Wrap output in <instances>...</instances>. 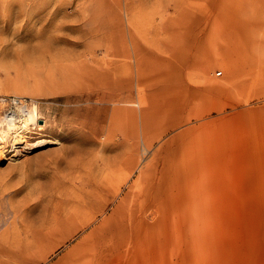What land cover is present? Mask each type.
<instances>
[{"label":"rangeland","instance_id":"rangeland-1","mask_svg":"<svg viewBox=\"0 0 264 264\" xmlns=\"http://www.w3.org/2000/svg\"><path fill=\"white\" fill-rule=\"evenodd\" d=\"M68 246L264 264V0H0V264Z\"/></svg>","mask_w":264,"mask_h":264},{"label":"bare ground","instance_id":"bare-ground-1","mask_svg":"<svg viewBox=\"0 0 264 264\" xmlns=\"http://www.w3.org/2000/svg\"><path fill=\"white\" fill-rule=\"evenodd\" d=\"M17 104V103H16ZM15 109L17 113L11 114L7 116L5 125L2 130V145L1 150L6 151L5 148L6 143H10L11 147L8 151H12V154L16 153V147L19 144L26 143L28 140V132L31 130V127L27 123V119L24 116V113L21 111V107L15 105ZM37 123V122H36ZM41 123V122H40ZM39 126V125H38ZM36 128V126H32ZM43 142H33L28 145H24V147H39L42 146Z\"/></svg>","mask_w":264,"mask_h":264},{"label":"crops","instance_id":"crops-1","mask_svg":"<svg viewBox=\"0 0 264 264\" xmlns=\"http://www.w3.org/2000/svg\"><path fill=\"white\" fill-rule=\"evenodd\" d=\"M88 260L89 259L86 258V256L83 255L82 253H79L77 249H75L72 246H68L57 252L56 255L53 258H51V260H48L41 264H94L93 262ZM5 264H18V263L7 262ZM97 264H101V263H97Z\"/></svg>","mask_w":264,"mask_h":264},{"label":"built area","instance_id":"built-area-1","mask_svg":"<svg viewBox=\"0 0 264 264\" xmlns=\"http://www.w3.org/2000/svg\"><path fill=\"white\" fill-rule=\"evenodd\" d=\"M217 74H219V72Z\"/></svg>","mask_w":264,"mask_h":264}]
</instances>
